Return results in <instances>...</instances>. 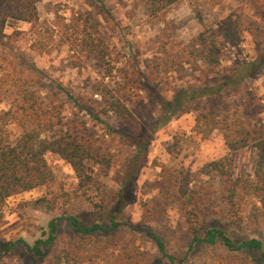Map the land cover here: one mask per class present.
<instances>
[{
  "label": "rangeland",
  "instance_id": "rangeland-1",
  "mask_svg": "<svg viewBox=\"0 0 264 264\" xmlns=\"http://www.w3.org/2000/svg\"><path fill=\"white\" fill-rule=\"evenodd\" d=\"M37 8L39 20L35 32L29 31L25 22L6 20L3 33L8 35L20 30L21 34L11 42L7 40L4 53L38 91L43 104L61 105L62 122L57 131L76 126L95 139L98 147L111 157L107 174L97 169L98 188L83 195L76 190V178L70 166L57 155H46L47 162L71 196L69 210L79 224L98 223L109 229L111 217L121 223L112 230L95 231L86 241V252L79 264H109L119 259L131 264H264L256 251L228 250L220 242L191 243L175 206L167 210V228L160 234L166 253L173 256L171 262L142 230L140 207V201L151 196L149 184L159 176L158 162L194 169L205 161L228 155L234 175L252 173L257 158L254 147L231 152L216 131L198 144L190 138L195 139L192 127L204 109L218 116L241 111L244 107L253 112L249 106L251 99L264 93V13L256 10L251 0H182L179 6L171 7L162 20H149L138 0H40ZM196 9L207 23L220 22L224 27L219 32V64L214 73L207 75L208 84L214 86L229 79L241 63L253 62L254 72L226 85L216 94L190 100L183 98L181 108L166 123L159 124L157 120L166 102L173 106L182 91L201 88L199 71L186 63L172 66L170 61L173 50H179L202 29L193 12ZM85 19L86 31L102 38L112 51L108 57L113 67L111 73H107L106 66L95 55L82 59L79 68L71 65L73 54L65 37L79 33L80 29L75 27H84ZM225 31L228 36L224 35ZM111 95L119 97L133 112L149 138L137 173L124 186L121 173L136 148L128 141L132 136L130 132L125 138L109 130L116 127L115 120L102 109ZM15 103L19 100L13 91L0 84V111H8L5 129L12 139L21 134L24 121ZM89 111L101 120L92 117ZM120 190L123 200L116 201ZM43 192L42 188H34L8 197L3 204L0 264H46L57 249L71 247L78 241L70 223L61 220L56 227L55 240L41 245L42 255H33L27 249V245L48 237V221L52 216L32 208L21 211L18 203ZM99 200L108 203L104 210L93 206L92 201ZM206 227L223 230L235 244L250 238L259 239L264 251L262 225L257 227L249 222L244 226L225 225L210 218Z\"/></svg>",
  "mask_w": 264,
  "mask_h": 264
},
{
  "label": "trees",
  "instance_id": "trees-1",
  "mask_svg": "<svg viewBox=\"0 0 264 264\" xmlns=\"http://www.w3.org/2000/svg\"><path fill=\"white\" fill-rule=\"evenodd\" d=\"M39 1L0 0V84L13 91L15 98L19 100V103H15L17 112L24 118L21 134L12 139L5 129L8 111H0V216L2 206L8 197L34 188H42L44 192L41 195L18 203L21 211L32 208L52 216L48 221V237L36 240L32 246L27 245V249L33 255H42L41 245L51 244L55 240L58 222L67 220L77 234L78 241L71 247L57 249L46 264H79L81 256L86 252V241L95 231L112 230L121 223L111 217L109 229L101 227L98 223L90 226L79 224L78 218L69 210L71 196L47 162L46 155L48 153L57 155L70 166L76 178V190L82 191L83 195H87L94 187L98 188L97 172L103 171L107 174L111 157L107 151L98 147L95 139L83 134L76 126L57 131L62 122L61 105L43 104L38 91L31 87L29 80L16 69V64L8 60L4 53L7 40L11 42L21 34L20 30H14L8 35L3 33L2 28L6 20L10 18L25 22L29 26V31L35 32L39 20L37 8ZM251 2L256 10L264 13L263 0ZM138 3L144 8L149 20H162L164 14L171 7L179 6L182 0H138ZM193 12L202 29L196 36L182 44L179 50H173L174 55L170 61L172 66L186 63L199 71L201 88L182 91L179 101L173 106V103L166 102L164 112L157 120L159 124L166 123L171 115L181 108L183 98L190 100L210 93L216 94L226 85L254 72L253 62L241 63L239 65L241 69L239 68L229 79L221 80L214 86L209 85L207 75L214 73L218 67L219 32L224 27L220 22L215 25L207 23L198 9ZM84 21V27L79 25L75 27L80 29L79 33L65 37L73 54L71 65L79 68L82 59L88 55H95L100 63L106 66L107 73H111L113 67L108 61L112 52L110 47L102 38L86 31L84 25L86 19ZM224 35L228 36L229 33L225 31ZM105 104L102 110L113 115L116 126L114 129L110 127L109 130L125 138L130 132L132 136L128 141L136 148L135 155L128 160L121 173L124 186L137 173L139 160L146 151L149 138L143 133L139 119L119 97L111 95ZM249 106L253 112L250 108L244 107L241 111L221 116L204 109L192 127L195 139L193 137L190 139L198 144L216 131L220 133L231 152L240 151L248 146L254 147L257 158L251 174L234 175L228 155L205 161L194 169L181 164L166 165L162 162L156 164L160 167V173L149 184L151 196L140 201L141 219L144 224L142 230L150 235L162 255L171 262L173 256L166 253L160 236L167 228V210L171 206L176 207L185 223L191 243L220 242L228 250L250 253L256 251L264 260L262 242L259 239L250 238L235 244L223 230L206 227L210 218H216L225 225L244 226L249 222L257 227L264 226V93L261 96H253ZM89 114L101 120L93 111H89ZM121 192V190L118 192L116 201L123 200ZM92 204L95 208L104 210L108 203L99 200L92 201ZM126 225L136 229L131 224ZM109 264L131 263L119 259Z\"/></svg>",
  "mask_w": 264,
  "mask_h": 264
}]
</instances>
